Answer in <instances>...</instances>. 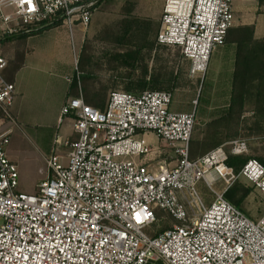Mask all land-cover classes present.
Returning <instances> with one entry per match:
<instances>
[{
  "label": "built area",
  "instance_id": "obj_1",
  "mask_svg": "<svg viewBox=\"0 0 264 264\" xmlns=\"http://www.w3.org/2000/svg\"><path fill=\"white\" fill-rule=\"evenodd\" d=\"M101 2L0 0V40L56 22L87 28ZM232 2L164 0L156 44L179 51L191 77L203 76L234 27ZM7 65L0 52V112L12 121ZM172 99L166 91H113L103 110L70 99L60 115L73 116L76 139L64 143L65 161L47 157L33 194L17 191L5 152L11 129L0 127V264H264V214L252 221L224 197L240 178L264 195V166L251 158L236 173L226 165L228 155H248L243 139L191 160L195 109L172 111ZM148 134L172 150L173 166ZM156 211L171 220L161 232L152 229Z\"/></svg>",
  "mask_w": 264,
  "mask_h": 264
},
{
  "label": "rangeland",
  "instance_id": "obj_2",
  "mask_svg": "<svg viewBox=\"0 0 264 264\" xmlns=\"http://www.w3.org/2000/svg\"><path fill=\"white\" fill-rule=\"evenodd\" d=\"M163 1L102 0L91 23L85 29L81 56L76 57L68 72L59 71L54 77L59 76L62 89L72 85L69 80L71 79L74 81L73 87L77 90L74 92L78 96L91 99L98 96L105 104L110 92H125L126 84L140 79L145 70L149 76L163 68L164 72L172 73L177 84L170 91L173 97L171 109L176 112H191L195 109L197 122L191 137L192 142L203 135L206 124L211 122L228 103L234 49L229 45L216 49L210 57L207 71L200 77L189 75V62L182 60L177 50L157 46L156 40L149 49L152 41L156 39L157 30L154 25L158 22L156 18L161 13ZM238 23L235 21L234 26ZM130 28L132 37L129 33L125 39L122 37L123 30ZM141 46L146 49L139 51ZM22 48V43L18 40L0 41V52L8 59V68L13 58L15 62L18 60ZM83 58L87 61L83 65L84 68ZM66 78H69V81ZM62 92L50 97L44 106L24 104V101H21L10 109L12 121H7L0 113V127L11 129L5 152L17 166L18 192L35 193V182L47 177L46 161L42 154L44 150L37 134L56 133L62 140L68 135L66 117L61 118L62 124L61 121L57 123L56 119L61 107L60 101L61 104L64 101ZM251 114L250 108L247 107L243 117L249 118ZM149 139V143L159 146L157 148L164 153L163 158L173 166L175 158L172 150L151 134ZM237 139H245L248 142L247 156L253 159L264 156L263 140L240 137ZM63 151V145L56 147V154L61 155ZM238 180L249 187L250 184L243 179ZM223 186L224 184L220 182L216 188L223 189ZM197 190L204 203L208 205L212 201V196L202 181L198 183ZM241 210L250 220H258L264 214V195L253 188ZM164 216L161 211H156L158 222L152 226L153 230L158 231L170 226V218L166 216L163 219Z\"/></svg>",
  "mask_w": 264,
  "mask_h": 264
},
{
  "label": "trees",
  "instance_id": "obj_3",
  "mask_svg": "<svg viewBox=\"0 0 264 264\" xmlns=\"http://www.w3.org/2000/svg\"><path fill=\"white\" fill-rule=\"evenodd\" d=\"M60 24V22H56L49 27L36 31L21 32L5 37L2 41L24 39ZM128 34L130 36L133 34L131 33V28L130 30L124 29L122 37L127 39ZM155 40L152 41L149 49L152 48ZM225 45H229L234 49L229 100L225 108L217 116L213 117L211 122L206 124V130L203 132L201 139L192 142L190 140L189 158L191 160L196 156H203L220 145L239 137L264 141V38L255 36L253 25L235 26L228 31ZM144 49L146 48L141 46L139 51ZM177 52L179 53V51ZM82 60V67L84 68L83 65L87 61L84 58ZM164 70L161 68L157 72L150 74L149 77L145 70L140 79L126 84L125 92L132 94H140L147 90L170 92L177 84L172 73L168 74ZM100 101L101 99L98 96L92 98L94 105L98 106L101 104ZM247 107L250 108L252 114L249 118H244L243 113ZM248 159H251V157L228 155L226 165L233 168L237 173ZM254 159L264 166V156ZM253 188L252 185L248 187L240 180H237L226 190L224 197L241 210L243 203ZM165 229L167 228H162L158 232Z\"/></svg>",
  "mask_w": 264,
  "mask_h": 264
},
{
  "label": "crops",
  "instance_id": "obj_4",
  "mask_svg": "<svg viewBox=\"0 0 264 264\" xmlns=\"http://www.w3.org/2000/svg\"><path fill=\"white\" fill-rule=\"evenodd\" d=\"M232 9L234 15V23L235 21L239 22L237 26L253 25L255 29V36L257 38H264V0H233ZM161 14L162 8L160 15L156 18L158 22L154 25L157 33L159 31ZM85 29L86 28H83L79 25L69 28L63 24H60L44 30L39 34L30 35L27 38L15 39L22 43L23 50L18 60H16L15 62V58H13L11 60V64H9V68L7 65V68L3 72L5 81L15 86V96L10 109L17 106V104H19L21 101H24V104H36L44 106L46 105V101H48L50 97L58 93L60 94V92H62L63 90L62 99H64V101L62 102V104L60 101L61 107L57 113L58 115L56 118L57 123H59L60 121L61 124L63 123L60 115L62 107L70 99L77 98L79 96L74 92V90L76 89L73 87V80L66 78L67 81H71L72 85L62 89L59 76L57 75V78H55L54 75L55 73L59 74V71L68 72L72 67V63L76 59V57L78 55L79 57L81 56V50L86 34ZM0 41H2V39ZM4 57L6 58L5 55ZM6 60L8 64V59L6 58ZM107 90L109 91V89ZM82 99L84 103L97 109L103 110L105 107V104L102 100L100 101L101 104L97 106L93 104L92 99L90 98L82 97ZM66 119L68 122L66 124L68 135L64 140H62L61 136L56 133L52 135H46L40 132L39 134H37L44 150V152L42 151V154L45 161L47 157L53 154L58 155L63 159V161H65L64 156L66 153V148L64 147V143L66 141H72L76 139V134L73 131L74 118L72 115H70L66 117ZM149 135L150 134L143 136L145 141L152 147H159L151 142H148V140H150ZM202 136L203 135H200L197 139H201ZM225 144L226 143L220 145L219 147ZM60 145H63L64 147V151L61 155L56 154V147ZM215 149L211 151H214ZM224 149L227 152L229 150V147L225 146ZM200 157H202V155L196 156L192 160ZM8 158L13 162L10 156ZM43 180L45 179L36 181L35 186L37 187V185Z\"/></svg>",
  "mask_w": 264,
  "mask_h": 264
}]
</instances>
